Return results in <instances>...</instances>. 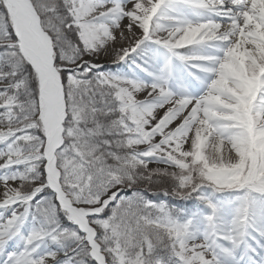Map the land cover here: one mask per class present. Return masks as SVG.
I'll use <instances>...</instances> for the list:
<instances>
[{
  "label": "snow or ice",
  "instance_id": "snow-or-ice-1",
  "mask_svg": "<svg viewBox=\"0 0 264 264\" xmlns=\"http://www.w3.org/2000/svg\"><path fill=\"white\" fill-rule=\"evenodd\" d=\"M0 264H264V0H0Z\"/></svg>",
  "mask_w": 264,
  "mask_h": 264
}]
</instances>
